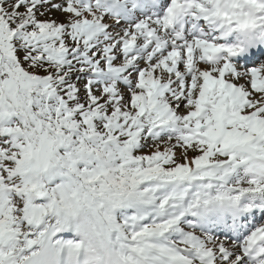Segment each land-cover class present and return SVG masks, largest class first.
<instances>
[{
  "label": "snow or ice",
  "instance_id": "obj_1",
  "mask_svg": "<svg viewBox=\"0 0 264 264\" xmlns=\"http://www.w3.org/2000/svg\"><path fill=\"white\" fill-rule=\"evenodd\" d=\"M0 264H264V0H0Z\"/></svg>",
  "mask_w": 264,
  "mask_h": 264
}]
</instances>
